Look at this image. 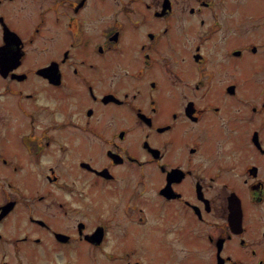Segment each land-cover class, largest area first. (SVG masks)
<instances>
[{
  "label": "flooded vegetation",
  "instance_id": "af4514ba",
  "mask_svg": "<svg viewBox=\"0 0 264 264\" xmlns=\"http://www.w3.org/2000/svg\"><path fill=\"white\" fill-rule=\"evenodd\" d=\"M17 1L0 0V264L34 261L32 253L19 252V243L30 238L42 239L50 251L37 264L91 259L89 252L80 251L86 238L92 243L93 264H147V229L141 225L154 220L151 209L157 201L151 192L160 199L158 210L166 208L165 219H171L160 223L162 233L192 244L205 238L215 245L216 264H264V0H95L90 10L91 0H65L71 1L68 19L54 5L42 3L35 20L32 14H14ZM60 33L61 42L51 41L52 34L58 38ZM124 33L132 53L114 58L108 50L118 47ZM172 33L177 38L170 42ZM216 40L224 45L219 43L214 56L210 46ZM131 57H143L137 70ZM162 57L165 76H142ZM115 65L131 75L120 87L96 83L81 71L107 73ZM187 66L191 79L199 81L195 88L204 104L192 94L180 97L178 79H187ZM213 72L218 77L208 82L205 74ZM220 75L228 77L220 79L223 93L212 94ZM75 91L82 116L63 101ZM111 103L117 115L135 123L138 136L142 132L135 140L143 151L131 140L132 126L120 124L114 113L106 126L96 121L99 104ZM213 116L223 130L222 144L213 151L197 134L177 159L181 123L191 118L201 133L217 121ZM78 147L79 169L95 175L90 215L78 217L69 230L26 211L27 221L38 223L34 226L40 231L66 240L68 255H61L53 252L46 235L36 236L30 228L19 233L18 218L24 217L20 202L29 204L52 191L47 185L35 196L36 186L27 178L24 189L19 168L30 162L40 165L52 156L48 178L64 192L86 198L89 191L69 179L58 163L63 153ZM130 170H136L131 180ZM193 175L198 178L192 195L183 183ZM104 192L110 203L95 206ZM59 204L65 212L82 210L65 199ZM131 212L139 220L131 221ZM157 225L151 230L160 240Z\"/></svg>",
  "mask_w": 264,
  "mask_h": 264
},
{
  "label": "rangeland",
  "instance_id": "374dc122",
  "mask_svg": "<svg viewBox=\"0 0 264 264\" xmlns=\"http://www.w3.org/2000/svg\"><path fill=\"white\" fill-rule=\"evenodd\" d=\"M73 1H76V0H73ZM42 3L49 4L51 7L54 5L55 6L54 11L62 12L64 14V17L68 19L67 9H70L69 5L71 4V1H65V0L64 1L62 0H18L16 4L13 5L14 14L20 17H22L24 14H32L33 19L35 20L38 18V14H37L38 6ZM94 4H95V0H91V3L87 10H90L94 6ZM53 14L54 12L52 8V15ZM95 15L107 16V15L100 14V12H98ZM100 23H101V19H100ZM54 36L55 35L53 34L51 35L50 37L51 41L54 40V41L61 42L63 40L64 34L60 33V36L58 38ZM109 36L110 34L108 35V37ZM168 36L170 38L169 39L170 42L173 39H175V37L177 38V35H174V33ZM53 37L54 39H52ZM181 37H183V34H181V36H179L178 39ZM219 43L224 45V43L220 42L219 40H216L215 42L211 43L210 50L213 52L214 56L219 52L218 51ZM128 44L129 42H128L127 34L124 33L119 41L118 47L116 48L110 47L108 50V54L110 56H113L114 58L120 57L125 53L131 54L132 50L129 48ZM221 58L222 60H224L223 57ZM163 59H164L163 57L160 59V62L158 63L157 66L148 67L147 68L148 70L143 71L142 76H149L152 73L157 76H165L166 75L165 67L162 64ZM130 60H135L137 62L136 64V70H137L141 66L143 57H131ZM238 60L244 61V57H240L238 58ZM215 62L220 65L218 61L215 60ZM244 64L246 63L244 62ZM189 68L190 67L188 66L184 67V71H185L184 74H187V79L186 80L178 79L180 97H182V94L184 93L192 94V96L197 97L199 99V102L201 104H204L205 103L204 100L198 95L199 88L198 87L195 88L196 83L199 84V81H195L196 79L194 80L191 79L190 73H187ZM81 71L82 73H84L85 76H87L89 79H91L92 81L96 83L114 85L115 87H120V85L124 83L125 79L131 76V75H127L123 73V69H118L116 65L111 70H109L107 73H105L103 70L98 69V68H91V69L83 68ZM69 74L73 75L74 72L71 71ZM171 75L174 76L173 73H171ZM223 75H225V73H223ZM246 76L249 79H253V76H249V75H246ZM217 77H218V74L215 72L205 74V78L208 82H214ZM227 78L228 77L222 78V75H220L219 79L214 84V88H212V94L219 95L220 93H223V88H221L220 86V83H221L220 79L225 80ZM164 82H169V81L166 79ZM84 91L86 92L85 88H84ZM72 94L73 95H67L63 99V101H66L65 103L66 106L71 104L70 108L73 111V113L76 112L75 114L78 113V115L82 116L83 111L81 108L77 106V102L81 99H79V97L77 96L76 91L73 92ZM181 103L183 102L180 100V104ZM99 108H100V112L96 116V121L99 124L106 126L107 124L111 123L113 119L111 118L107 119V118L111 116L110 113H114L116 115V118L121 120L120 124L129 123L132 126L131 140L134 141L135 146L139 151H143L141 144L135 140V138L138 139L141 137L142 132L139 134V136L137 135V132L135 131L136 125L134 122H131L132 120L128 119L126 116L117 115V112L115 111V106L112 103L107 106L103 104H99ZM130 116L133 120L137 119L136 115L134 114H131ZM213 117L217 121L212 122L209 125V129L203 130V132L201 131V133H199V128L195 124V122H191L190 120L191 118L186 119L181 123V127L178 131L177 159L184 157V153L188 151L186 142L190 141L193 137H196L197 134L199 137L203 139L205 138L204 144H206V146H209L210 148H212L213 151L215 150V146L221 143V134L223 130H221L220 128L218 117H215V116ZM137 120L142 122L141 119H137ZM63 137L66 139H70L64 135ZM73 140L76 141L75 138ZM98 140L100 143H103L102 140L100 139ZM76 152H79V147L76 150L73 148V150L63 153L62 156L58 159V163H59V166H62L63 173L67 174L69 179L74 178L77 181V185L79 186L81 185L84 189H87L89 191V193L86 192L87 194L86 198H81L75 195L73 192L72 193L64 192V187H62L57 181L50 180L48 178V175H47L48 173L46 172H50L51 176L53 173V171L47 168L49 163L54 162L52 156H49L48 159L40 165L30 162L24 165L23 168L22 167L19 168L18 178L20 179V182L22 183L24 180V183L23 184L20 183V184L23 186L24 189H26V186H28V182L25 178H27L28 181L32 184V186L33 185L36 186V188L33 191V194H35V196H37L38 193H41L44 187H46L47 185H51V188H52V191L50 192V194L45 197L35 198L34 201H32V198H31L29 200V204H25L24 201L20 202L19 212L23 211L22 216L24 217L18 218L19 229H20L19 233H21V231H23V229L25 228H30L33 234L36 236L40 235L44 239L46 235L47 237L46 241L47 240L52 241L53 246L51 247L53 248V252H59L61 255H68V246L64 244L66 240L57 239L55 236H53V234H51L48 231H40L36 226H34V224H38V223L36 222L31 223L27 221L26 211L27 209L29 211H33L32 213L34 217H46L48 220H50V223L54 227H62V228L69 229V230H73V227L70 225L74 223L78 217H81V216L84 217V216L90 215L89 207L91 206V197H90L91 189L95 188L93 187L94 184H92V178H94L95 175L88 172V170H86L85 168H84L85 170L79 169V166L76 164L77 158H78V155H77L78 153ZM83 153H88V154H85L86 157L87 155L92 157L90 152L86 149L83 150ZM153 156L155 155L153 154ZM169 156H171V154ZM258 157H259V160L263 158L261 156H258ZM83 166H86V165L84 164ZM27 172H30V173L27 174ZM134 172L136 173V170L129 171V175H128L129 180L134 178L133 177ZM197 178L198 176L196 175H193L192 177L188 176L187 179L183 183V186L185 187V189L188 190V192L192 195L195 194V185H196ZM200 181L203 182V180L201 179ZM200 188L202 189L201 183H200ZM150 195H152V197L156 199L157 207L155 210L151 209L154 220L149 219L147 223H144L141 225L142 227L147 229V232H146L147 251L144 254L146 263L147 264H216V258L213 255L215 245L212 246L205 238H202L201 240H199L200 242L195 240V242L192 244L190 243V240H187L188 242H185V240H181V241L174 240L173 239L174 234L166 235L161 232L160 223L161 222L166 223L170 221L171 219L170 220L165 219L166 208L158 210V205L160 203L159 197L155 195L153 192H151ZM63 199L68 200L70 204L73 203L75 206L77 205L81 206L82 210L77 207L75 210L70 208L68 209L67 212H65L63 207L59 204V201ZM23 200H25L24 197H23ZM93 203L95 206H99V207H104V205L109 204L110 198L107 197V192L102 193L101 199ZM130 218H131V221H134L135 218L136 220L137 219L139 220V218L135 216L134 212H131ZM153 225L154 226L157 225L156 228L160 230L159 231L160 237H161L160 240H158L159 234L151 230V226ZM142 227L138 226V229H141ZM136 236H138V234L132 235L131 239L133 240ZM170 239L172 240L170 241ZM85 240L86 242L81 244L80 251L87 252V253L89 252L88 254L90 255L91 259H89L88 257L86 259V257L83 256V261L81 262V264H93L92 263L93 261H91L92 260V257H91V244L92 243L87 238ZM41 241L42 239H40V241L38 242L30 238L26 242L19 243V252L21 253L30 252L33 254L32 258L34 259V261H31L30 264L32 263L37 264V263L43 262V260L46 259L45 257H47L48 254H46L45 256L43 255L45 253L50 252L47 249L48 245L45 244L46 242L45 241L41 242ZM56 242L61 245H64V249H62L61 246L58 245ZM167 243H169L170 245H167ZM1 247L2 245H0V251L2 250ZM87 248H88V251H87ZM187 248L190 250H187ZM183 254H188V255L186 257H183ZM54 262L56 261L54 260ZM120 262H121L120 260H117V262L114 264H119ZM107 264H112V263L107 262Z\"/></svg>",
  "mask_w": 264,
  "mask_h": 264
}]
</instances>
